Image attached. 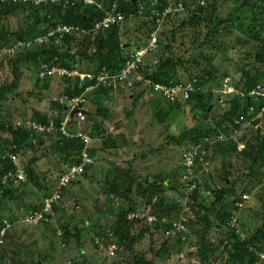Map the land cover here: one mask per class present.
Returning <instances> with one entry per match:
<instances>
[{"label":"rangeland","instance_id":"374dc122","mask_svg":"<svg viewBox=\"0 0 264 264\" xmlns=\"http://www.w3.org/2000/svg\"><path fill=\"white\" fill-rule=\"evenodd\" d=\"M179 1L183 8L156 20V25H150L151 17L142 12L116 26L120 41L126 44L124 55L133 48L146 46L154 30L157 40L173 47L168 52L157 43V49L146 54L142 67L127 82L107 83L104 85H116L107 92L91 90L87 94L82 105L84 112L74 115L82 125L79 130L90 133L94 139L90 154L94 159L97 156V160L85 174L59 188L60 175L68 166L66 158L56 152V137L53 139L51 133L33 132L36 148L17 154L19 162L33 169V175L18 186L14 184V198L0 206L3 217L12 223L0 247V252L5 253L4 261L0 255V264H133L134 259L141 257L155 264H264V237L251 243L250 254L242 259L231 257L236 238L253 236L260 228L264 232V163H253L249 145L264 138V126L247 124L244 135L223 142L216 141L213 135L181 144L173 140L189 127L208 128L215 123L233 100L246 96V76L264 74V61L256 57L264 48V0H208L210 5L199 15L189 12L196 0H186L187 5L184 0ZM179 1L169 0L173 7ZM99 4L103 6L102 2ZM37 16L32 10L0 15V31L10 34L8 41L0 44V50L22 40L14 33L26 30L27 25L32 27ZM48 24L43 22L38 27L42 34L31 31L27 40L32 41V47L36 44L34 38L49 30ZM79 35L77 44L83 38ZM93 51L91 48L90 53ZM169 53L180 57L179 77L169 83L146 79L158 59ZM83 56L89 61L88 53ZM5 62L0 66V86L14 80L11 64L7 59ZM83 64L88 65L86 61ZM40 65H19L18 85L0 105V120L5 125L27 128L26 121L36 111L54 118L60 114L53 102L63 95L68 83L59 76L37 82ZM170 83H191L192 92L203 95V100L188 103L180 99L183 107L172 109L171 102L176 99H169L160 89ZM257 85L264 88V80ZM260 98L264 100V89ZM249 104L242 109H248ZM103 106L111 109L105 118L96 113ZM116 108L118 111L114 112ZM89 111L92 116L86 114ZM202 114L207 117L203 119ZM258 115L264 119V112ZM95 122L101 126L93 136ZM9 137L0 128V158L8 153L5 140ZM113 145L115 148H107ZM193 145L198 151L193 171L196 188L189 190L190 183L185 184L181 178L185 171L184 153ZM102 148L106 151L102 152ZM148 177L158 183V194L152 199L137 188ZM113 184L117 193L110 191ZM128 187L132 189L130 198L136 200L134 210L151 208L158 216L161 213L155 204L161 198L167 210L160 217L159 227L136 221L130 228L131 239L124 245L112 226L119 209L128 206L122 195ZM219 187L233 190L224 202L231 217L221 221L214 214L212 227L205 230L198 220L200 206L210 205L214 200L211 189ZM55 192L59 195L57 201L51 210H44L45 199ZM246 194L248 199L241 200ZM30 212H42L44 219L29 223L26 218ZM176 220L187 226L188 239L182 244L167 234L171 226L168 223ZM64 226L70 230L67 241L61 236ZM201 249L207 250V260L202 259Z\"/></svg>","mask_w":264,"mask_h":264},{"label":"trees","instance_id":"16d2710c","mask_svg":"<svg viewBox=\"0 0 264 264\" xmlns=\"http://www.w3.org/2000/svg\"><path fill=\"white\" fill-rule=\"evenodd\" d=\"M173 1H176L177 3L179 0H172V2ZM185 1L186 0H184L183 2L185 5H187L188 2ZM191 1L192 0H189L190 3ZM101 2L103 3L104 7L99 4ZM172 2H169V0H94L91 3L87 2V0H72L67 4V6L64 7L61 3L57 4L55 2H51L50 0L40 2L37 5L32 2H26L23 0H0V15H13L18 14L22 11L29 13L31 10L36 12V15H38L36 17L35 24L32 27L30 25H27L28 27L26 30L19 33H14V35L18 39H29V35L33 30L37 31L35 34L41 33L38 27L43 22L49 23V29L52 27H57L59 25H73L79 28L78 30L65 34L63 40L61 41V44H57V42L52 39L51 42L43 45L36 43L33 47H26L22 53L19 52L18 54L10 57L4 56V58L0 61V66L6 63L5 59H7V62L11 64L12 72L14 74V80L11 83L0 86V105L5 100L6 95L12 92L17 87L19 80V65L24 62L33 64H41L42 62H47L49 64H58L69 68H74L76 66L83 71L97 72L102 68H106L107 70L114 73L119 72L123 66V62L125 59L126 54L124 55L123 50L126 44L120 41L118 29L116 27L117 25H113L109 29L98 32V34H96L93 32L95 23L101 20L109 10H113L122 12L125 15L126 19H128L133 14L140 15L142 12H144L143 14H148V16H150L152 19L149 20V24L156 25V20L158 22L160 21L161 17L164 16V9L168 5L173 6V4H170ZM208 5H210V2L208 0L204 6L195 4V6L189 12H193V15H199L200 12L204 11L208 7ZM188 9H190V7ZM146 11H148V13ZM42 12L43 16H41ZM170 14L171 13L165 16H171ZM78 34L83 35V38L81 39V41H78L79 43L77 44L78 37L76 36H78ZM9 36L10 34L8 32L0 31V44H4L3 42L8 41ZM158 43L161 47L165 46L164 48H166L168 52L173 47V44L171 45L170 43H166L163 45L161 39L158 40ZM91 48H94V51L92 53H90ZM85 53H88V56L86 58H89V61L84 58L83 55ZM256 57L259 61H264V48L261 53H257ZM179 58L180 57H176L170 53L167 56L160 57L158 59L157 64L149 73L146 74L145 78L153 83L173 82V80L179 77ZM84 61L88 63L87 66L83 64ZM51 78L54 77H50V79ZM60 78H64L68 83L63 94H80L85 89L86 85H79L78 79L75 80L66 76ZM40 79L41 78H38L37 82H40ZM46 79H49V77ZM261 80H264L263 73H256L254 75L248 74L245 78V84L243 88L246 91V96H244L241 100H233L230 108L228 110H225L215 121V123H211L208 128H203L199 125L189 127L179 137L173 138V140L181 144L182 141L185 140L198 141L201 137H210L211 135L218 134L221 131L228 134L230 132L232 124L234 123L235 117L239 116L240 112L243 110L242 106H247V104L252 102V99L248 98V92L251 91L253 87L257 86V84L260 83ZM47 85L49 84H46V86ZM115 85H100L94 89V92H107L111 88L115 87ZM209 98L211 97L209 96ZM197 99L203 100V95L195 94L192 92L190 94V98L186 99L185 101L190 103L191 100ZM137 102L138 97H135L134 103L137 104ZM53 103L54 106L57 108L58 113H60L58 114V116H56L55 118L49 117L47 113H40L36 111L33 114L32 119L40 121L42 123H49L50 120L53 119L55 123L59 125V123L63 120L65 116V106L61 104L58 100L54 101ZM171 105L172 109L183 107V104L182 102H180V100L171 102ZM107 108L108 107L105 106L98 107L96 113L105 118L107 116V113L111 111V109L108 108V110ZM115 111L117 112L118 108H116L114 112ZM243 111L246 113V110ZM61 112L63 113V115H61ZM92 113L93 112L89 111L86 114L88 116H92ZM202 118L205 119V114H202ZM2 122L3 121L0 120V128L3 131L8 132L10 135V137L5 140V147L8 150V153L3 154L0 158V206H5V202L7 199L11 200L14 198V184L12 182H8L7 185L5 183H2L4 175L9 171L13 170L15 166L10 153H24L25 151L31 150L33 148L35 149L37 144L32 141V137L35 136L32 129L24 128L23 126H14L13 124L5 125ZM100 126V123L95 122L91 135H93V132H96L97 129L100 128ZM39 136L40 135H38V137ZM54 137H56V141L54 143L56 152L63 158H66L65 163H67V165L71 166L72 164H78L81 162L79 156L83 145L80 141V138H66L61 135L59 136V134L57 133H54L52 138L54 139ZM249 145L253 163H264V138L260 139L258 142L254 141L253 144ZM20 163L22 164V162ZM89 168H91V165L85 167V171L83 172V174H85L87 169ZM26 170L29 179H32L33 169L28 166L26 167ZM181 180L188 185V182L184 181L183 178H181ZM144 184L146 185L143 186ZM144 184L141 185L139 183L137 185L139 192L143 196L152 199V197L155 196L156 193L158 194V192H156L158 191L157 182H154V180H151L150 177H148L146 178ZM110 191H114L117 193L114 184L111 186ZM211 191L214 194V200L208 206L201 205L200 207L202 211L198 215V220L203 225V228L205 230H208L212 227L213 221L211 217L214 214L216 215L215 217L223 221L226 220L228 217H231L232 213L231 211H228L224 208V202L227 196L230 194V192H233L232 188L219 187L216 189H211ZM131 192L132 189L130 187H128L127 190H124L122 192V195L127 198L126 200L129 203L127 207H121L119 209L117 214V220L112 226V230L115 236H117L121 244L124 245H126L129 242V239H131L129 234L130 228L136 223V221H130L127 218L128 213L134 210L136 207V200H133L129 196ZM241 200H243V197ZM164 203L165 202L163 201V198H161L158 203L155 204V207L159 210V213H161L158 214L159 217L163 216L165 211L167 210ZM235 203L236 202H234V204ZM3 215L0 211V229L2 226L1 220L5 218L3 217ZM47 216L48 218L52 217L50 214H47ZM155 225L159 227L160 224L158 222ZM63 230L64 232L61 233V236L64 240L66 239L67 241L70 230L69 228H67V226H64ZM9 231L10 229L8 230L5 238L7 237ZM263 237L264 232L263 229L260 228L259 231H257L253 236H250L245 239H240L239 237L236 238V241L233 245L234 251L231 254V257L234 259H242L243 257H245L246 254H250V244L258 242ZM177 240L178 243H183L180 238H178ZM199 253L201 254L203 260L208 259L206 249H201ZM0 255L2 256L1 258L4 261V250L0 252ZM133 264L155 263L152 260H148L144 257H141L134 259Z\"/></svg>","mask_w":264,"mask_h":264},{"label":"built area","instance_id":"2783aa9c","mask_svg":"<svg viewBox=\"0 0 264 264\" xmlns=\"http://www.w3.org/2000/svg\"><path fill=\"white\" fill-rule=\"evenodd\" d=\"M5 1V0H1ZM19 1V0H13ZM26 2H32L35 5L39 4L43 1L48 0H23ZM51 2H55L57 4L61 3L64 7L72 0H50ZM197 1V2H196ZM196 5L204 6L207 0H196ZM183 8V3L179 2L178 6L173 7L172 5H168L164 9V16L172 13L173 11L179 10ZM126 19L125 15L119 11H108L106 15L95 23L93 32L98 33L100 31H105L112 27L113 25H119L122 21ZM78 27L73 25H59L57 27H52L45 34L41 36H37L34 38L35 43L40 45L51 42L53 39L57 43H61L65 34L71 33L75 30H78ZM157 40V31L154 30L151 32V38L148 44L142 48H133L128 54L125 55V59L123 62V66L121 70L117 73L111 72L106 68H102L97 72L93 71H83L80 70L79 67L69 68L66 66H61L58 64H49L47 62H42L39 70V77L41 79H45L48 77H68L71 79H78L79 85H86L85 89L80 94H63L58 101L65 106V117L63 120L57 125L55 121L52 119L49 123H42L40 121L29 119L26 121V127L32 129L34 133L45 132L59 134V136H64L66 138H80L82 143V148L80 151L79 158L81 159L80 163L72 164L71 166L67 165L68 168L61 173L59 178V188L68 186L72 182L77 181L80 176H82L85 171V167L88 165H92L95 162V159L90 154V144L94 140L89 134L83 133L79 130V126L81 125L79 120L74 119V115L76 113L81 114L80 112H84L82 110V105L86 102L87 94L94 90L96 87L100 85H104L107 83H113L115 81H123L127 82V79L131 74L136 72L141 68L146 60V54L157 49L158 46ZM32 41L28 40H17L12 45H8L5 48L0 50V61L4 58V56H13L25 50L26 47H31ZM112 85V84H110ZM160 89L171 100H180V99H188L190 94L193 91V86L191 83L183 86L178 83L161 85ZM263 87L257 85L254 87L249 93L248 98L253 99L254 101L248 105V109L246 113L241 111L239 116L235 117L234 125L232 124L230 128V132L228 134L224 132H219L218 134L213 135V138L216 141H227L228 139H236L240 137L239 135L243 133L245 134L243 128H246L247 124H255L258 128H262L264 126V119L258 115L260 112H264V100L260 97L263 94ZM78 109L79 111L76 113H72L73 110ZM259 110V112H257ZM82 127V125L80 126ZM247 129V128H246ZM211 137V136H210ZM12 161L15 164L14 170L6 173L2 179V183L6 185L8 182H12L13 184L19 185L21 182H26L29 180V176L26 170V167L22 165L18 158L17 153L12 154ZM198 155V151L196 152V145L191 146V148L184 153V167L185 171L183 174V180L190 183L189 190H194L196 188L195 181L193 182L195 172V156ZM59 195L57 192L52 194L51 196L45 199L44 210H51L54 202L57 201ZM243 199H248V195H244ZM237 203V202H236ZM241 205L242 203H237ZM128 220L137 221L140 220L147 225H153L160 221L159 215H155L151 208H144L143 211H130L127 215ZM44 219V213L42 212H30L26 221L29 223H39ZM2 226L0 229V247L4 244L5 236L8 230L11 228L12 223L9 222L7 218H3L1 220ZM89 224V222L87 221ZM169 229L167 230L168 236L171 235L172 238L178 239L180 238L182 242H187L188 239V230L187 226L180 220L171 221L168 223ZM113 253V252H112Z\"/></svg>","mask_w":264,"mask_h":264},{"label":"crops","instance_id":"0c3cea01","mask_svg":"<svg viewBox=\"0 0 264 264\" xmlns=\"http://www.w3.org/2000/svg\"><path fill=\"white\" fill-rule=\"evenodd\" d=\"M105 146V145H104ZM119 147H121V145L119 146ZM107 148H115V145H113V146H111V147H107ZM102 150H104V151H102V152H105L106 151V149L104 148H102ZM95 160H97V156H95ZM65 165H67L66 163H65Z\"/></svg>","mask_w":264,"mask_h":264},{"label":"water","instance_id":"95a60500","mask_svg":"<svg viewBox=\"0 0 264 264\" xmlns=\"http://www.w3.org/2000/svg\"><path fill=\"white\" fill-rule=\"evenodd\" d=\"M78 111H79V110L76 109V110H73L72 113L74 114V113H76V112H78ZM205 117H207V115H205Z\"/></svg>","mask_w":264,"mask_h":264}]
</instances>
